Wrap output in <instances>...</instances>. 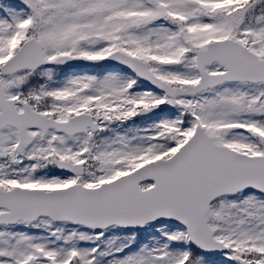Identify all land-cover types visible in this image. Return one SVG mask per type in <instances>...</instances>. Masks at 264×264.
<instances>
[{
    "label": "snow or ice",
    "instance_id": "obj_1",
    "mask_svg": "<svg viewBox=\"0 0 264 264\" xmlns=\"http://www.w3.org/2000/svg\"><path fill=\"white\" fill-rule=\"evenodd\" d=\"M0 264H264V0H0Z\"/></svg>",
    "mask_w": 264,
    "mask_h": 264
}]
</instances>
